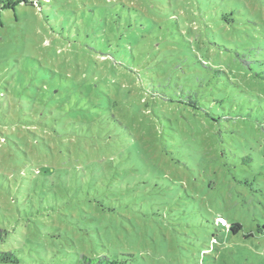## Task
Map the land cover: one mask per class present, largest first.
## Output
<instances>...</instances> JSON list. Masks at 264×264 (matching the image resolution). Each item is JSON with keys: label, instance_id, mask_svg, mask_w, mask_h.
<instances>
[{"label": "rangeland", "instance_id": "374dc122", "mask_svg": "<svg viewBox=\"0 0 264 264\" xmlns=\"http://www.w3.org/2000/svg\"><path fill=\"white\" fill-rule=\"evenodd\" d=\"M12 1L0 250L264 264V0Z\"/></svg>", "mask_w": 264, "mask_h": 264}, {"label": "trees", "instance_id": "16d2710c", "mask_svg": "<svg viewBox=\"0 0 264 264\" xmlns=\"http://www.w3.org/2000/svg\"><path fill=\"white\" fill-rule=\"evenodd\" d=\"M17 3H19V2H14L12 0H0V10L13 8L14 6H16ZM220 217H223V216H220ZM220 217H218V218H220ZM217 223H218V219H217ZM228 224H229V222H228ZM220 226H222V225H220ZM241 227L242 226L239 224H235V225L229 224L228 230H231L232 232H237L238 229H240ZM224 228H227V227H224ZM6 240H8V231L0 228V244L6 243ZM19 261L20 260H19L18 256L14 253L13 250H11V249H9L7 251L0 250V263L17 264V263H19ZM74 264H125V263H124V261H120L118 259H111V258L107 257L106 255H101V256H97V257H89L86 255H83L81 258L79 257Z\"/></svg>", "mask_w": 264, "mask_h": 264}, {"label": "built area", "instance_id": "2783aa9c", "mask_svg": "<svg viewBox=\"0 0 264 264\" xmlns=\"http://www.w3.org/2000/svg\"><path fill=\"white\" fill-rule=\"evenodd\" d=\"M218 224L222 225L223 227H229L228 221L223 217L218 218Z\"/></svg>", "mask_w": 264, "mask_h": 264}]
</instances>
